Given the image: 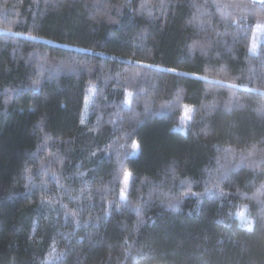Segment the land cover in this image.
Returning <instances> with one entry per match:
<instances>
[{"label": "trees", "instance_id": "trees-1", "mask_svg": "<svg viewBox=\"0 0 264 264\" xmlns=\"http://www.w3.org/2000/svg\"><path fill=\"white\" fill-rule=\"evenodd\" d=\"M262 20L0 0V264H264Z\"/></svg>", "mask_w": 264, "mask_h": 264}, {"label": "rangeland", "instance_id": "rangeland-1", "mask_svg": "<svg viewBox=\"0 0 264 264\" xmlns=\"http://www.w3.org/2000/svg\"><path fill=\"white\" fill-rule=\"evenodd\" d=\"M256 1H261V0H256ZM261 39H264V20L257 22L255 27L253 28L252 37L249 43V50L254 51L257 48ZM83 115H85V112H83ZM126 174H128L127 179L125 178ZM129 181H130V174L126 172L123 174L122 191L124 192L127 191Z\"/></svg>", "mask_w": 264, "mask_h": 264}, {"label": "snow or ice", "instance_id": "snow-or-ice-1", "mask_svg": "<svg viewBox=\"0 0 264 264\" xmlns=\"http://www.w3.org/2000/svg\"><path fill=\"white\" fill-rule=\"evenodd\" d=\"M128 174H126L125 178L127 179Z\"/></svg>", "mask_w": 264, "mask_h": 264}]
</instances>
